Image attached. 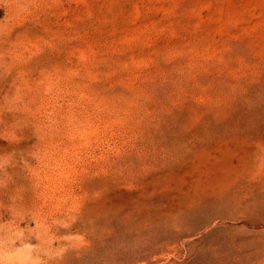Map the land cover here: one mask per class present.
<instances>
[{"label":"rangeland","instance_id":"1","mask_svg":"<svg viewBox=\"0 0 264 264\" xmlns=\"http://www.w3.org/2000/svg\"><path fill=\"white\" fill-rule=\"evenodd\" d=\"M0 264H264V0H0Z\"/></svg>","mask_w":264,"mask_h":264}]
</instances>
